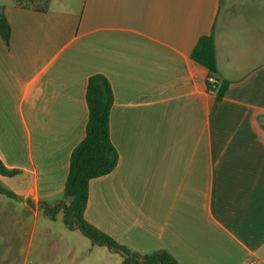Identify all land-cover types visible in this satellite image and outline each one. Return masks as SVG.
I'll return each instance as SVG.
<instances>
[{
	"label": "crops",
	"instance_id": "obj_1",
	"mask_svg": "<svg viewBox=\"0 0 264 264\" xmlns=\"http://www.w3.org/2000/svg\"><path fill=\"white\" fill-rule=\"evenodd\" d=\"M32 6L0 0L10 26L8 47L0 38V162L18 171L0 184L22 207L12 216L62 193L85 134L87 80L100 74L118 163L90 180L84 220L177 264H264V0ZM210 32L229 81L221 101L190 59ZM6 235L0 246L15 237Z\"/></svg>",
	"mask_w": 264,
	"mask_h": 264
},
{
	"label": "trees",
	"instance_id": "obj_2",
	"mask_svg": "<svg viewBox=\"0 0 264 264\" xmlns=\"http://www.w3.org/2000/svg\"><path fill=\"white\" fill-rule=\"evenodd\" d=\"M48 0H14L15 5L45 4V8L33 7L39 12L46 11ZM0 38L8 47L10 26L2 11H0ZM190 59L207 71L213 81L206 82L208 93L213 94L217 101H221L228 89L229 81L219 77L216 64V53L213 32L201 36L191 54ZM87 106V122L83 139L76 145L70 155L69 168L62 193L53 199L52 206L41 201L44 214L54 218V214L63 211V223L69 229H78L92 243L106 246L108 249L122 255V264H177L165 251H155L138 254L122 247L109 237L88 224L83 213L88 198L90 180L103 177L111 173L118 163V154L111 144L109 136V114L113 104V93L108 80L100 75L88 78L85 90ZM18 174L16 170H8L0 162V176L12 177ZM0 193L14 198V195L2 188ZM50 207V208H49Z\"/></svg>",
	"mask_w": 264,
	"mask_h": 264
},
{
	"label": "rangeland",
	"instance_id": "obj_3",
	"mask_svg": "<svg viewBox=\"0 0 264 264\" xmlns=\"http://www.w3.org/2000/svg\"><path fill=\"white\" fill-rule=\"evenodd\" d=\"M227 2L223 0L225 5ZM17 203L0 193V225L7 223L8 236L15 234L13 239L2 241L0 264H122L120 253L92 243L78 229H69L63 223V211L56 212L52 219L44 209L35 214L33 208H23L25 213L15 219L11 205L22 209ZM17 219L22 222L13 229L15 224H10ZM5 233L0 227V234Z\"/></svg>",
	"mask_w": 264,
	"mask_h": 264
},
{
	"label": "built area",
	"instance_id": "obj_4",
	"mask_svg": "<svg viewBox=\"0 0 264 264\" xmlns=\"http://www.w3.org/2000/svg\"><path fill=\"white\" fill-rule=\"evenodd\" d=\"M207 81L209 82V83H211L212 81H213V77H207Z\"/></svg>",
	"mask_w": 264,
	"mask_h": 264
}]
</instances>
